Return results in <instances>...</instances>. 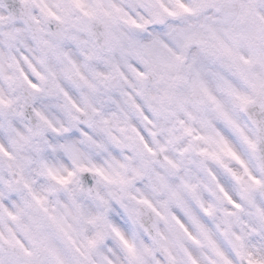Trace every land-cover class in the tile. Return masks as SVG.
Here are the masks:
<instances>
[{"label":"snow or ice","instance_id":"1","mask_svg":"<svg viewBox=\"0 0 264 264\" xmlns=\"http://www.w3.org/2000/svg\"><path fill=\"white\" fill-rule=\"evenodd\" d=\"M0 264H264V0H0Z\"/></svg>","mask_w":264,"mask_h":264}]
</instances>
